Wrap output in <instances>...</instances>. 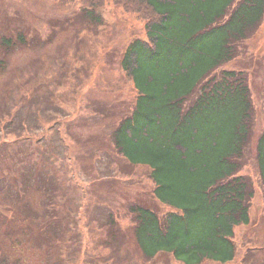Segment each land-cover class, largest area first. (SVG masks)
I'll return each instance as SVG.
<instances>
[{"label": "rangeland", "instance_id": "1", "mask_svg": "<svg viewBox=\"0 0 264 264\" xmlns=\"http://www.w3.org/2000/svg\"><path fill=\"white\" fill-rule=\"evenodd\" d=\"M85 17L78 0H0V264H182L145 257L128 205L151 199L149 169L114 152L111 131L136 92L120 67L144 21L107 1ZM2 37L16 42L5 51ZM21 37L22 42H18ZM221 68L247 75L253 137L246 164L249 222L234 228L227 263L264 264V198L254 159L264 131V16Z\"/></svg>", "mask_w": 264, "mask_h": 264}, {"label": "trees", "instance_id": "2", "mask_svg": "<svg viewBox=\"0 0 264 264\" xmlns=\"http://www.w3.org/2000/svg\"><path fill=\"white\" fill-rule=\"evenodd\" d=\"M78 1L92 21L107 1L144 21L145 39H132L119 62L134 104L110 134L117 155L149 169L151 199L173 208L159 214L158 203L128 205L141 253H168L182 264L230 262L234 228L248 224L254 194L251 178L239 174L253 104L245 72L221 67L259 27L264 0ZM2 39L5 51L17 44ZM254 145L264 198V131Z\"/></svg>", "mask_w": 264, "mask_h": 264}]
</instances>
